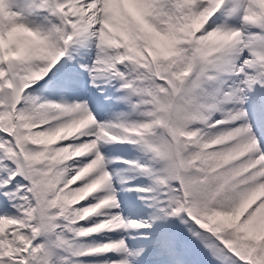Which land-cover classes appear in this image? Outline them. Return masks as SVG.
<instances>
[{
  "label": "snow or ice",
  "instance_id": "snow-or-ice-1",
  "mask_svg": "<svg viewBox=\"0 0 264 264\" xmlns=\"http://www.w3.org/2000/svg\"><path fill=\"white\" fill-rule=\"evenodd\" d=\"M0 264H264V0H0Z\"/></svg>",
  "mask_w": 264,
  "mask_h": 264
}]
</instances>
